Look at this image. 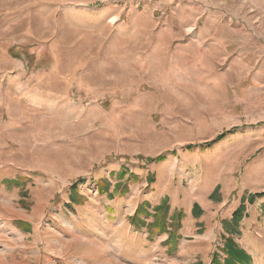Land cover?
Segmentation results:
<instances>
[{
  "label": "rangeland",
  "instance_id": "obj_1",
  "mask_svg": "<svg viewBox=\"0 0 264 264\" xmlns=\"http://www.w3.org/2000/svg\"><path fill=\"white\" fill-rule=\"evenodd\" d=\"M148 192L136 264H264V0H0V264H85L67 221Z\"/></svg>",
  "mask_w": 264,
  "mask_h": 264
},
{
  "label": "crops",
  "instance_id": "obj_2",
  "mask_svg": "<svg viewBox=\"0 0 264 264\" xmlns=\"http://www.w3.org/2000/svg\"><path fill=\"white\" fill-rule=\"evenodd\" d=\"M126 171L125 168H122ZM117 187V185L113 188H110L107 192V201L104 204H111L110 202L114 200L113 198L116 196H123L127 190L122 191V187ZM151 192L145 193L143 198L139 197L135 206L130 210V214L132 215L135 212L134 219L125 216L128 214H124L123 212H119L120 215H114L110 208L104 209V215L97 220V224L93 229H90L89 226L79 227L76 226L72 221L69 222V230H71V236H75V239H81L86 241L88 244L95 245V251L91 258H83L80 259L82 263L85 264H114L111 260L121 262L123 264H136L138 261H144L146 263L148 258L158 256L161 254L162 250L166 248L170 240L164 241L167 238L159 237L157 241L154 239L151 240L148 237V233H154L152 224H150L151 217L153 216L150 213H146L149 215L141 214L140 210L136 212L137 205L141 202L142 199H145L147 196H150ZM160 198L162 195L159 196ZM141 198V199H140ZM160 198L152 199L151 202L157 204ZM110 200V202H109ZM264 204V201H263ZM170 210H172V207ZM110 209V210H109ZM236 208L231 212L229 217L222 219L223 222H229L232 219V215ZM171 212V211H170ZM201 212H197V210H191L190 214L197 216ZM130 215V216H131ZM167 215V214H166ZM155 216V215H154ZM166 219V218H165ZM145 220L149 224V232L147 230L142 221ZM166 221L168 222V215ZM165 224L168 226V223ZM227 228L232 227V224H226ZM189 229V227H188ZM163 230L158 228L157 232L161 233ZM95 241V242H94ZM97 241V242H96ZM182 241H178L179 245L185 243H181ZM172 246V244H170ZM247 252V251H246ZM248 253V252H247ZM249 254V253H248ZM250 255V254H249ZM108 257V259H107ZM250 257H252L250 255ZM163 259V258H161ZM227 260H229L228 256H226ZM228 264H241L237 260L227 261Z\"/></svg>",
  "mask_w": 264,
  "mask_h": 264
},
{
  "label": "trees",
  "instance_id": "obj_3",
  "mask_svg": "<svg viewBox=\"0 0 264 264\" xmlns=\"http://www.w3.org/2000/svg\"><path fill=\"white\" fill-rule=\"evenodd\" d=\"M224 136V133H221L217 138L218 139H220V138H222ZM255 196L257 197V198H260V197H263L264 196V192H259V193H255ZM255 198V197H254ZM253 201V198L251 199V202ZM166 202V201H165ZM164 201H163V203L162 204H160V205H157V206H155L154 207V211H157V210H159V209H161V207L164 205V203H165ZM244 209H245V207H244V205L243 204H241L235 211H234V213H233V215H232V219L234 220H239L241 217H242V215H243V213H244ZM167 210H168V207L166 206V208H165V210H164V212L167 214ZM164 219V218H163ZM239 253L238 252H232V253H228V258H229V260H227V259H225V264H228L227 263V261H230V260H236L235 258L236 257H239ZM241 256V255H240ZM235 257V258H234ZM240 262V261H239Z\"/></svg>",
  "mask_w": 264,
  "mask_h": 264
}]
</instances>
